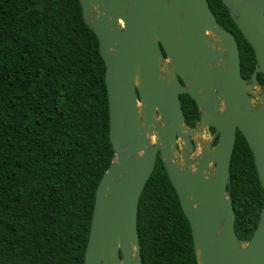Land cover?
<instances>
[{"label": "water", "instance_id": "obj_1", "mask_svg": "<svg viewBox=\"0 0 264 264\" xmlns=\"http://www.w3.org/2000/svg\"><path fill=\"white\" fill-rule=\"evenodd\" d=\"M220 1L253 49L250 84L241 75L234 35L217 23L206 0H79L105 65L114 151L95 191L84 264H142L138 202L157 158L189 223L198 264H264V91L259 105L253 102L256 76L264 77V0ZM180 95L196 105L194 127L185 124ZM237 131L263 190L259 222L245 244L235 234L226 191ZM196 144L201 151L191 169L187 156Z\"/></svg>", "mask_w": 264, "mask_h": 264}, {"label": "trees", "instance_id": "obj_2", "mask_svg": "<svg viewBox=\"0 0 264 264\" xmlns=\"http://www.w3.org/2000/svg\"><path fill=\"white\" fill-rule=\"evenodd\" d=\"M207 3L234 35L247 78L253 49L222 2ZM180 102L185 124L196 126L195 103ZM113 155L105 65L79 0H0V264H84L95 191ZM226 191L245 244L263 190L239 131ZM137 232L142 264H198L159 159L139 198Z\"/></svg>", "mask_w": 264, "mask_h": 264}, {"label": "flooded vegetation", "instance_id": "obj_3", "mask_svg": "<svg viewBox=\"0 0 264 264\" xmlns=\"http://www.w3.org/2000/svg\"><path fill=\"white\" fill-rule=\"evenodd\" d=\"M207 1V0H206ZM208 4V3H207ZM227 12H228V10H227ZM218 23V22H217ZM219 24V23H218ZM221 27H222V25L221 24H219ZM224 28V27H223ZM225 30H227L228 32H230L228 29H226V28H224ZM231 34H232V32H230ZM209 38L211 39V40H214L215 39V37L214 36H212V35H209ZM255 64H256V61H255ZM255 64H254V66H253V70L249 73V75H248V77L247 78H244L243 77V75H242V77L245 79V81L247 82V84H250L251 83V77H252V73H253V71H254V69H255ZM179 80V79H178ZM263 81V85L261 84V82ZM179 82L181 83V84H183L180 80H179ZM184 85V84H183ZM261 88H264V77L262 76V74H257V76H256V86H255V88L253 89V91L254 90H256V89H261ZM256 99H259L258 97H253V102L255 103V105H259L258 103H256L255 102V100ZM198 123H199V121H198ZM197 123V124H198ZM196 124V125H197ZM211 129L212 128H210V129H206L205 131H204V135H203V140L205 141H209L211 138H212V136L214 135V132L215 131H211ZM214 130V129H213ZM205 134H207V136H209V135H212L210 138H206V135ZM209 134V135H208ZM193 137H195V136H193ZM206 142V143H207ZM214 144L215 143H213L212 144V146H214ZM199 149V150H198ZM201 151V146L200 145H198V144H196V146L194 145V155L193 154H189L188 156H187V159L191 162V164L189 165V167L191 168V169H193L194 168V156H196L199 152ZM183 155H184V151L183 150H181L180 149V145L178 144L177 145V155H176V157H175V160L178 162V165H179V167L181 168L184 164H185V160H184V158H183ZM158 159V158H157ZM157 161V160H156Z\"/></svg>", "mask_w": 264, "mask_h": 264}, {"label": "rangeland", "instance_id": "obj_4", "mask_svg": "<svg viewBox=\"0 0 264 264\" xmlns=\"http://www.w3.org/2000/svg\"><path fill=\"white\" fill-rule=\"evenodd\" d=\"M163 75H165L166 76V73L165 72H163ZM263 91H264V88H261V89H256V90H254L253 91V93H254V95H253V97L255 98V97H258L259 98V96L263 93ZM255 95H258V96H255ZM255 102L256 103H260V98L259 99H256L255 100ZM255 104V103H254ZM206 135V138L208 139V138H210L212 135H209V136H207V134H205ZM213 137V136H212ZM197 138V137H196ZM153 140H155V139H153ZM206 141V140H205Z\"/></svg>", "mask_w": 264, "mask_h": 264}, {"label": "bare ground", "instance_id": "obj_5", "mask_svg": "<svg viewBox=\"0 0 264 264\" xmlns=\"http://www.w3.org/2000/svg\"><path fill=\"white\" fill-rule=\"evenodd\" d=\"M149 139L151 140V142H153V140H152V138H151V137H149Z\"/></svg>", "mask_w": 264, "mask_h": 264}]
</instances>
